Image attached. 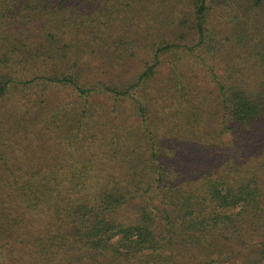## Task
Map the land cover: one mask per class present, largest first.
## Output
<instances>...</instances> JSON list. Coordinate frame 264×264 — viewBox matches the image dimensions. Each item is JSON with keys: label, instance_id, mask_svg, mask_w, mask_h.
Returning <instances> with one entry per match:
<instances>
[{"label": "trees", "instance_id": "16d2710c", "mask_svg": "<svg viewBox=\"0 0 264 264\" xmlns=\"http://www.w3.org/2000/svg\"><path fill=\"white\" fill-rule=\"evenodd\" d=\"M0 264H264V0H0Z\"/></svg>", "mask_w": 264, "mask_h": 264}, {"label": "rangeland", "instance_id": "374dc122", "mask_svg": "<svg viewBox=\"0 0 264 264\" xmlns=\"http://www.w3.org/2000/svg\"><path fill=\"white\" fill-rule=\"evenodd\" d=\"M55 98H60L61 100L60 101H65V100H69V94L66 95L65 92H59V93H54V96H53V101H51L52 105L54 103V99Z\"/></svg>", "mask_w": 264, "mask_h": 264}]
</instances>
